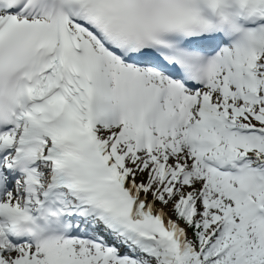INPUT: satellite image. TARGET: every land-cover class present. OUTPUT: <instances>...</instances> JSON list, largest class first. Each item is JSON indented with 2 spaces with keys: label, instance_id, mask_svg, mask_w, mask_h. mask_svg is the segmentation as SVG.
I'll return each instance as SVG.
<instances>
[{
  "label": "snow or ice",
  "instance_id": "1",
  "mask_svg": "<svg viewBox=\"0 0 264 264\" xmlns=\"http://www.w3.org/2000/svg\"><path fill=\"white\" fill-rule=\"evenodd\" d=\"M0 264H264V0H0Z\"/></svg>",
  "mask_w": 264,
  "mask_h": 264
}]
</instances>
